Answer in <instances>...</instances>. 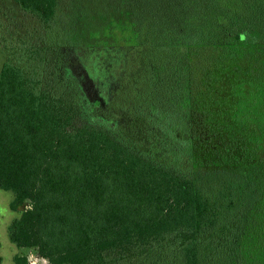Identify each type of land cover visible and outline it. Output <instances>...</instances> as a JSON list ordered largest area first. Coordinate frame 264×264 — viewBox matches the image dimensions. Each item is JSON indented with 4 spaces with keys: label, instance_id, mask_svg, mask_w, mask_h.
Wrapping results in <instances>:
<instances>
[{
    "label": "trees",
    "instance_id": "obj_1",
    "mask_svg": "<svg viewBox=\"0 0 264 264\" xmlns=\"http://www.w3.org/2000/svg\"><path fill=\"white\" fill-rule=\"evenodd\" d=\"M114 1L124 40L55 26L0 68L9 240L49 264H264V0Z\"/></svg>",
    "mask_w": 264,
    "mask_h": 264
},
{
    "label": "rangeland",
    "instance_id": "obj_2",
    "mask_svg": "<svg viewBox=\"0 0 264 264\" xmlns=\"http://www.w3.org/2000/svg\"><path fill=\"white\" fill-rule=\"evenodd\" d=\"M118 6L120 4L114 0H60L59 14L63 21L59 22V25L46 27L36 17L23 11L15 1L0 0V68L8 54L17 49V43L20 40L28 44L35 42L47 47H54L51 35L54 31L56 32L55 26L64 35H61L63 40H72L81 46L89 44L100 47L106 43L124 40L128 17L119 9H114ZM64 46L65 44L62 46V50L65 49ZM222 183V180L214 178L208 180L204 186L218 202L225 205L226 202L223 199L225 190ZM11 198L10 191L0 188L1 264H18L14 261L15 255L23 257L30 254L35 258L34 264H49L33 249L18 247L9 240L8 224L18 215L17 212L9 208ZM26 264L31 263L27 261Z\"/></svg>",
    "mask_w": 264,
    "mask_h": 264
},
{
    "label": "built area",
    "instance_id": "obj_3",
    "mask_svg": "<svg viewBox=\"0 0 264 264\" xmlns=\"http://www.w3.org/2000/svg\"><path fill=\"white\" fill-rule=\"evenodd\" d=\"M34 259H35V258H34V256H32V254H30V255L28 256V261H29L31 264H34V262H35Z\"/></svg>",
    "mask_w": 264,
    "mask_h": 264
}]
</instances>
